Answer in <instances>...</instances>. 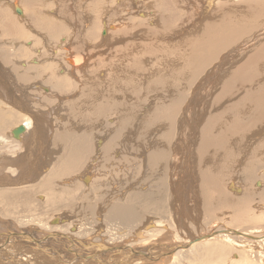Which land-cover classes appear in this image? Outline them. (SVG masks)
I'll use <instances>...</instances> for the list:
<instances>
[{"label":"rangeland","instance_id":"374dc122","mask_svg":"<svg viewBox=\"0 0 264 264\" xmlns=\"http://www.w3.org/2000/svg\"><path fill=\"white\" fill-rule=\"evenodd\" d=\"M208 2H211V3H208ZM9 3L11 6L9 5ZM212 4H214V5H212ZM244 4H245V0H37V1L36 0H0V13L2 14V16L0 14V16H1L0 17V38H1L0 39V41H1L0 42V77L3 78L4 82L6 81L5 84L7 83L10 86L11 90L13 91V95L16 98L23 99L20 101H22V103L25 104L24 105L25 108H19L18 109V106L13 104L11 100H6L5 97H3V96L0 97V122H1L0 123V143H1V145H0V157L2 158L4 156H10L11 151H9V150L11 149L12 145L16 146V143H18L17 145H22L23 148H26V145H28L27 141H24V140H26L25 136H27L28 133L23 134L21 136L20 140L14 139L10 133L11 130H13V128H16L17 126L20 125L19 123L23 122L22 120H24L25 116L27 117V115L29 118H32L36 121V127L38 130L46 128V129H49L50 132L52 131V133H51L52 135L50 134V136H49V134H48V137L46 136L47 137L46 140H44L45 137L41 136L42 135L41 132L38 131V134L36 135V139H33L31 141L32 143H30L31 145H29L27 147L32 152L35 150L33 154H35V152L37 150V152H36V154H37L36 163L43 162V165H44V163L46 162L45 163L46 166H45L44 170L47 169L49 165H51L52 163L55 162L54 160H56V157L59 155L58 152H60L59 148L55 149L54 147H52V144L50 143L51 139H52L51 136H53V134L55 135V133L56 134L60 133L66 129L67 131H69L75 135H86L90 139V146H89L90 151H88V153H86V156L84 157L83 161L80 163L79 166H82L83 168H85L83 171H85L87 169V173L89 174L90 179H88V181L84 184H83V182H80L81 179L77 176H80V175L84 174L85 172L82 173L83 171L81 172V170H78V169L74 170L71 174H69L65 177V180L69 181L70 186L69 185L68 186L73 191L71 196L67 197L68 200L74 199L73 200L74 203L80 204L81 201L76 202V199H75L77 194H79L81 192L83 193V191L85 189H86L85 191L88 190V192H89V193L85 194V200L88 201V203H90V205H92V210L95 213L91 214L92 216L90 215V220H88V222H86V223L89 225H93L92 227H93L94 231L101 229V231L104 233L105 229H104V227H102V223H101L102 216H103L104 210H106V208H108L113 202L117 203L120 201H126L129 198V195H131V194H135V193H139V192H145L148 190L154 191L158 186H160V188L163 190V192L165 191V193L167 195V197L165 198L166 199L165 207H163L161 209V211L162 212L166 211V213L164 212L163 214L166 215L167 218L169 215L170 219L172 220V222L174 223V225L176 227V223L174 220H175V216H177V214L174 210H176V208H178L179 206L174 207L172 204L174 202L173 192L175 190L176 184H178V181H179L178 179L180 177V173H182L181 165L184 166V164L186 162V158H187L188 162L190 159V162L188 163V166L190 168V175H192L194 182L196 181L194 184V188H193L194 193L199 196L201 194V190L204 189L202 187V185L199 184V166H198V161H197V156H196L197 155V149H196V144L193 145L194 142L192 143V141L194 140V137L187 135L185 138V134H187L188 128L186 129V128H183V126H179V125H181V123L179 124V122H180V119L182 121L183 117L188 115L189 110H188V108H186L188 101H191L192 97H194V96H195L194 100H195V98H199L198 92L196 94V91H195V89L193 90V88H196V86H198V83L203 78L202 77L203 73H205L206 71H209V70L213 71V67L215 68L214 73H216L217 72L216 70H218V69H216V68H218L217 65L221 62V59L216 60V61L213 60L212 64L210 63V65H207L205 69L201 70V72H200V73H202L201 75L200 74L196 75V73H195L194 74L195 76H193V72L191 70L192 66L188 64V62H189L188 59L191 58L190 54L192 52L191 50L193 49L191 47L192 45L190 46L189 43L190 44L193 43V41H195L197 37L200 38L204 27L207 26L206 24L210 25V24L220 23V21L224 17H225V19H227L228 17L229 18L232 17L231 20L234 21L235 19H237L240 16H245L247 12H246V5H244ZM5 5H7V6H5ZM13 5H14V7H18L20 5L24 10V16L23 15L19 16L21 14H19V15L16 14L14 12V7L12 8ZM208 6H209V8H208ZM260 9H262V10L260 11L261 15L259 16V19L257 22L258 24L256 23V25L250 30V32L247 35H245V36L242 35L241 37H239L234 42L233 45L229 46L227 49H225L223 51L224 53L223 52H222V54L220 53L219 57H221V56L223 57L226 55L227 58L225 59L226 61L223 63L224 65L222 64V67H220V69L218 71L219 74L215 75L216 78L219 77L218 81L214 80V82L212 83L213 88L210 87L211 90L212 91L214 90V91L213 92L209 91L207 93V95L205 96V97L210 96L208 100L211 99L212 94L214 95L216 93L218 95L221 92L222 86L225 84L224 81H225L226 76H227L224 74H226V72L229 73L230 71L232 73H234L237 70V68L240 66V64H243V62H240V61H243L245 59V57H247L246 59H248V57H251L253 52L258 49V46L264 44L263 43L264 39L259 38V36L264 37V32H262V31H264L263 30L264 24L262 25V23L264 22V6L260 7ZM212 11L214 14H212ZM33 12H34V14H33ZM59 14H61V15H59ZM34 15H36V16H34ZM65 15H66V18H65ZM206 16H207V18H206ZM255 17H257V16H255ZM66 19H67V21H66ZM247 20H248V18L246 19L245 17H243V20H241L240 22L238 21L237 23H240V27H245V25H246V28H247V26L249 25L248 24L249 22L247 23ZM63 21H65V22L62 23ZM75 22H76V24H75ZM3 23L5 25H3ZM36 23H38V24H36ZM52 24H54V25H52ZM190 24H193V25H190ZM199 24H201V25L199 26ZM59 25L63 26V28L65 27L64 30H62L63 28L59 27ZM74 26H76V27H74ZM198 26L200 29L196 28ZM188 27H190V28L188 29ZM60 29H61V32H60ZM65 29H67V30L65 31ZM259 29H261V30H259ZM55 30L59 31V34H57L59 38L57 36L55 37V35H54ZM68 30H69V32H68ZM58 31H57V33H58ZM111 31H113L114 33ZM118 31L120 32V34H118ZM188 31H190V32H188ZM257 31H259V32H257ZM52 32H54V33H52ZM124 32H126V33H124ZM139 32H141V33H139ZM147 32H149V33H147ZM260 32L262 34H259ZM74 33H75V35H72ZM76 33H78V34H76ZM179 33H180L181 38L179 37ZM149 34H151L152 37ZM66 36H68V37H66ZM76 36H78V38ZM60 38H62V39H60ZM247 38H248V40H247ZM257 38H259V41ZM63 39L64 40L66 39V40L64 41ZM68 39L70 42L71 41L73 42V43L71 42V44H73L74 46H72V45H70V43H68L69 42V41H67ZM242 39H244V40H242ZM260 40L261 41L263 40V41L261 42ZM83 41H84V43H83ZM29 42H30V44H29ZM245 43H247V44H245ZM63 44H64V46L62 48ZM66 44H68L67 47H66ZM116 44H117V46H115ZM139 45H141V46H139ZM187 45H188V48H187ZM131 46H133V47H131ZM33 47L35 50L33 49ZM66 48L68 49V51ZM91 48H94V49H91ZM134 48H136V49H134ZM254 48H256V49H254ZM188 49H191V50H188ZM1 50H3V51H1ZM2 52H5V53L7 52V53L4 54L5 56H3ZM62 53H64V55ZM54 54H55V56H53L54 57L53 58L52 55H54ZM100 54L103 57L97 58L96 55L98 57H100ZM185 54H187L188 56ZM18 55H20V57H18ZM93 55H95V56H93ZM117 56L119 59H122V60H120V62L118 61L119 59L116 58ZM121 56H124L126 58H123ZM40 57L42 59H38ZM43 57H45L46 59ZM61 57L62 58L64 57V58L62 59ZM68 57H70L71 59H73V58L77 59L79 57L81 60L79 65L81 67L77 66L78 67L77 69H81V70L78 71L75 69V71H73L70 68L71 65H68V64L66 65V58H68ZM87 58H88V60H87ZM180 58H181V60H180ZM44 59H45V61H44ZM58 59H60V60H58ZM83 59H84V61L82 62ZM182 59H183V61H182ZM246 59L244 60V62L246 61ZM41 60H43V61L41 63H38ZM96 60L98 61L97 62L98 66H97V64L92 65V64L96 63ZM31 61H36L37 64L32 66ZM49 61H50V63H49ZM108 61H109V63H108ZM133 61H134V63H133ZM160 61H161V63H160ZM46 62H48V63H46ZM121 62H123V63H121ZM99 63L101 65H99ZM132 63H133V65H132ZM176 63H177V65H176ZM213 63H216V64L213 65ZM48 64H51V65H49V67H47ZM87 64H88V66H87ZM104 64H106V65H104ZM174 64H175V66H174ZM236 64H238V65H236ZM260 64L262 67H260V65L257 64L255 66L250 67L249 68L250 70L249 69L246 70L245 73H247L246 75H248V73H249L250 78L253 76H257L256 79L258 80V82H261L260 84L262 85V83L264 84V81L262 82V80H264V59L260 61ZM59 65L60 66L62 65L61 66L62 68ZM51 66L55 69H52V71L47 70L44 72L45 73L49 72L48 73L49 75L55 74V75H57V77L61 76L63 78H67V86L61 88L62 89L61 93H59L57 91H56V94L52 93L55 91L51 92L50 86H48V85L45 86L46 84L41 81L42 79L40 77V74H39L40 78L37 80L30 79L31 80L30 81L28 79V83L26 85H21V84L17 83L18 78L23 77V76H25V74H27L25 72L29 71L28 75L30 73L32 75L35 72H38L37 70L35 71L32 69H38L41 67L42 68L47 67L48 69H51ZM67 66L69 68H67ZM105 66H107L108 68L107 67L105 68ZM112 66H114L116 69ZM85 67H86V69H85ZM109 67H110V69H109ZM22 68H24V69H22ZM64 68H67L68 70H66ZM87 68H89V69H87ZM95 68H97V69H95ZM179 69H181V70L179 71ZM101 70H103V71H101ZM76 71H78L79 73L78 72L75 73ZM188 71H190V72H188ZM178 72H181V73L178 74ZM82 73L84 75H82ZM85 73L87 76L85 75ZM88 73H90V74H88ZM64 74H66V75H64ZM117 74H119V76ZM69 75H73V76H69ZM92 75H94V77ZM101 75H102V77H101ZM126 75H128L129 78ZM188 75L191 78L189 80H188V78H189ZM68 76L72 77L71 78L72 80H70V78ZM124 77L127 79L125 80ZM131 77H132V79H131ZM73 78L75 79L74 83L71 82V81H74ZM120 78L123 80V82ZM174 78H176V79H174ZM177 78L180 79L179 81L181 83H179ZM182 78H184V79H182ZM195 78H196V80H195ZM117 79H119V82L116 81ZM154 79L155 80L157 79V80L155 81ZM81 80H82V82H81ZM113 80H115V81L113 82ZM174 80L177 84L174 82ZM191 80H193V81H191ZM76 81H77V83H76ZM99 81H101V82H99ZM109 81H110V83H108ZM115 82H116V84H115ZM192 82H193V84H192ZM215 82H216V84H214ZM75 83H76V85H75ZM95 83H97V84H95ZM107 84H109L108 88H107ZM179 84H181L182 87ZM33 85H35V86H33ZM69 85L70 86L72 85V87L69 88ZM82 85H84V86H82ZM105 85H106V88H105ZM175 85H176V87H175ZM177 85L179 87H177ZM76 86H77V89H76ZM85 86H87V87H85ZM88 86H92V87H88ZM170 86H171V88H170ZM214 86H215V88H214ZM102 87H104V88H102ZM219 87H221V88H219ZM251 87H252V85L250 86V84H248V85H246L245 88H248L250 90ZM31 88L34 89L33 90L34 93H32ZM65 88L68 89V92L66 91ZM180 88H182V89H180ZM188 88H189V90H188ZM45 89L48 91H45ZM73 89L74 90L76 89V90L74 91ZM170 89L172 91H170ZM252 89H253V87H252ZM39 90H41V91H39ZM108 90H110V91L113 90V91L108 92ZM176 90H177V92H176ZM182 90L184 93L182 92ZM38 91H39V93H37ZM243 91H244V89L242 91L234 94V96L229 97V98H231V100H229V98H228L227 99V100H229L228 103L234 102V104H235L236 101L238 100L237 97H241V94L243 93ZM69 92H70V95H68ZM77 92H78V94H77ZM107 92H108V94H106ZM128 92L130 94H128ZM200 92L202 93V91H200ZM72 93H75L77 95H74V94L71 95ZM35 94H38V95H35ZM110 94H111V96H110ZM113 94H115V95H113ZM79 95H81V96L84 95V96L81 99ZM85 95H87V96H85ZM179 95L180 96L183 95L184 97L181 96L178 98ZM185 96L188 100H185L184 101L185 103H184L182 101L185 99ZM56 97H57V99H56ZM76 97H78V98H76ZM89 98H91V99H89ZM54 99H56V100H54ZM40 100H42V101H40ZM64 100H66V101H64ZM74 100H75L76 105L74 104ZM92 100H93V102H91ZM99 100H101V101L99 102ZM46 101L48 104L45 103ZM49 101H51V103H49ZM55 101H56V103H55ZM96 101L98 103H96ZM104 101H105V103H103ZM168 101H170L172 104ZM180 102H181V104L184 103V105H181ZM196 102L197 101H195V103ZM95 103H96V105H95ZM168 103H170V105ZM59 104H60V106H59ZM69 104H71V105H69ZM48 105H50V106H48ZM90 105L92 107L94 105V108H91ZM39 106H40V108L41 107H43V108L40 109ZM102 106L105 110L107 109L106 112H104L105 110L100 114H98V112H95V110H97L95 108H97V107L101 108ZM198 106H199V104H197L194 108H192L190 110L192 115L194 112H200L201 111L199 109L200 107L198 108ZM32 107H33V109H32ZM34 107L35 108L37 107L38 109L37 108L35 109ZM59 107H61V109ZM67 107L69 109H67ZM75 107L80 108V110H78V108H75ZM172 107H174V109H176V108L177 109L174 111ZM100 108H98L97 111H100ZM214 109H215V107H214ZM31 110L37 111V112H33V113H35V115L32 113ZM154 110H155L156 114L155 113L153 114ZM166 110H167V112H166ZM3 111H6V112H3ZM63 111L65 113H63ZM208 111L214 112L212 108H210V110H208ZM216 112H220V111L217 110ZM23 113H24V115H23ZM36 113H39V114L37 115ZM157 113H159V114H157ZM97 114L100 115V117H98ZM150 114H153L152 116H154V118H155L154 124L151 122V120L154 121V119L149 118ZM20 115H22V116L20 117ZM71 115H73L74 117ZM167 115H168L169 119H171V120H169L167 118ZM172 115H174V117ZM63 117L65 120L66 119L67 120L65 121L63 119ZM160 117H161V119H160ZM45 118L47 120V121L45 120L46 122H48L50 120L49 121V123H51V124H49L50 127H49V125H47L48 123H46L44 121ZM71 118L73 119V121L71 120ZM164 118L165 119L167 118L166 119L167 121L164 120ZM12 119H14V120H12ZM203 121H205V120H203ZM160 122H162V124H164L163 127H162V124H160ZM172 122H173V124L174 123L175 124L174 125L171 124ZM65 125H68V126H65ZM148 125H151V126L148 127ZM257 126H258L257 127L258 129L255 128L256 129L255 132L261 133L259 139H258V137L256 138V136L252 137V135L248 134V136L245 137L247 142H246V140H245V142L243 140L242 144L240 145L239 150L241 151V153L238 150V153L235 157H231L228 160H226L230 164H228L227 162H223L224 165H226V168L223 169V175L220 178V181L222 184V187H221L222 193L226 197L233 199L234 204H236L235 201L239 200L240 202H242L243 200H245L243 197H246V199L248 200V201L245 200L244 202H242V203H246V206H245L243 212H241V213H243L242 215H243L244 219L239 221L238 230L242 231V232L246 231L247 233L251 232L250 234H252L253 232H254L253 234H255L258 231H261V233L264 232V200H262L259 197V194L262 191H264V173H263L264 172V153H263L264 152V150H263V148H264V139H263L264 136H262V134L264 135V130H260V129H264V122H263V124H257ZM177 127L179 129H177ZM199 127H201V126H199ZM199 127L197 128L198 131H199ZM255 129H253L252 131H254ZM173 130L175 133L173 132ZM168 131H170V133H168ZM166 132L168 133V136H167ZM215 132H217V130H215ZM39 133H40V135H39ZM180 133H182V135H180ZM176 135H178V136H176ZM172 136H174V137L172 138ZM162 137H164L163 138L164 141H163ZM167 137H168V139H167ZM176 139L181 141V142L177 141L178 145L180 146V144H181V146L180 147L178 145H176V146H178L182 150L186 146L185 151H182V150L178 151V149H179L178 147H177V149L174 148L175 144H177ZM248 139H250L251 141ZM98 140H101V144H100L101 146H99V147H97L98 146L97 145ZM110 140L112 142L115 141L114 143H112L114 146L112 145V147H110V149L108 147L104 151L106 144ZM160 140H161V142H160ZM167 141H168V144H167ZM183 141H184V143H183ZM254 142L255 143L260 142L261 148H262V146H263V148L261 150H258V151L253 150V149L257 148V147L255 148V146L253 148ZM23 143H25V144H23ZM38 143H40V144L38 145ZM161 143H163V144L161 145ZM171 145H173L172 146L173 148L171 147ZM6 146H7V148H6ZM14 146H13V148H15ZM33 146H34V149H33ZM246 146H248V147H246ZM39 147H40V149H38ZM45 147H47V148L45 149ZM232 147L233 146H230L228 149V151L230 153L231 152L234 153L236 150H233V149L237 148L236 146L233 148ZM241 147H243L244 149ZM174 150H175V153H171V152H174ZM46 151H48V152H46ZM176 152H177V154L179 152L182 154L179 153L177 156ZM114 154L116 155V157ZM169 154H170V156H172L171 158H170V156H168ZM190 154H191V156H189ZM174 155H176V156H174ZM192 155H193V157H192ZM246 156L251 157L255 162V168L253 170L255 175L252 178H250V180L247 176H245V173H244V171H245L244 167L246 164V160L249 159ZM123 157H125V158H123ZM154 157H156V159ZM174 157H177L178 160L177 159L174 160ZM113 159H114V162H113ZM120 159L123 161H121ZM48 160H49V162H48ZM61 161H62V159H60V163H61ZM191 161H193V162H191ZM231 161H234V162H231ZM206 164H208V162ZM206 166H208V165H206ZM202 169H204V167ZM219 169H220V167L218 166V170ZM5 174H7V173H5ZM42 175L45 176V171H43V170L39 171V175H37L38 179H42L44 177V176L42 177ZM13 176H14V178H17V175H13ZM67 177H69V178H67ZM33 181H34V184L36 182H38V180H33ZM33 181H29L27 185H33ZM61 181L63 183V180H61ZM72 181H73V183H72ZM256 181H259L261 184L259 186H257ZM70 182H71V184H70ZM229 185H234L236 187L241 188L242 192L239 193L238 191H236V193H234L233 191H230ZM9 186L5 185V186H1V187H4V189H5L6 187H9ZM81 186H82V188H81ZM83 186L85 188H83ZM79 187L81 188V192H79V190H77V188H79ZM2 191H5V190H2ZM27 192L30 196V200L32 202L33 208L37 209V208L42 207L46 210L53 208L54 212L53 211H51V212L47 211L48 213L50 212L49 213L50 216L48 215L47 212H45V214H44L45 216L43 218V221L45 223H47L48 225H49V219H47V218L51 217V216H53V217H58V216L60 217L61 216L64 219H69V220L72 219L73 220L72 217H69L72 215L68 214V212L66 211L67 209L65 210V203H61L59 206H48L45 204L47 202L46 200L48 198L46 196L47 192L37 193V189H35V188H28ZM21 193H25V192L22 190ZM246 194H251L250 200L248 199V196H246ZM90 195H91V197H90ZM201 196H203V194H201ZM201 196L198 199L199 201H203V198ZM216 196H217V194H216ZM191 203H192V199L188 198V200L185 202V205L187 207H191L193 204V203L192 204ZM175 206H177V204H175ZM218 206L216 208L214 207V209H213L214 211L212 210L211 213L209 212V216L211 217V221H210L211 223H207V226H205L204 223L206 222V219H203L202 220L203 222L201 221L205 227L204 228L205 231L202 230L203 228L198 229V226H197L198 223H197V224H195V228L196 227L197 228L193 232L197 233V230H199L201 232L200 234H205L206 231H211L212 229H214L216 227L213 224H217V226L219 225L220 227H222L223 225L226 224V222L229 223L230 221L233 220V218H235L236 213L233 212L231 209H229V208L224 209L220 205H218ZM56 209H60L61 213L60 212L55 213ZM159 212L160 211H158L157 213H159ZM40 214H42V213H40ZM65 214H67L69 216L67 218H65L64 217ZM190 215H192V217L195 218V215L193 213H191ZM8 217L15 219V217H12V216H8ZM158 217L159 216H155L154 214L148 213V215L142 220V223L139 224L138 228L135 227L136 228L135 229L133 227L131 229V231L128 230L127 234H129V235L131 234V235L130 236L128 235L125 238H123L122 242H121V240H119L118 244L122 245L123 242H127L126 245H131L133 247L134 251H137V252L141 251L144 254H146L147 256L149 254L150 255L149 257H152L151 255L153 254L154 250H160V252H162V253H164L165 251L168 252L167 251L168 249L164 250L162 246L158 247L157 245L151 246V244H150L151 242H149V241L146 242L145 240H139L137 235L136 236L134 235V234H137L134 231H137V229H140L142 227V225H144V224L146 226H144L143 229L139 230L142 234V237L145 236V230L146 229H147L146 231H151V230H153V228L154 229L158 228L160 230V229L165 228L166 225L168 226V223H165V222H164L165 224L163 223L164 225L163 224L160 226L155 225L154 223L159 221ZM206 217H208V214H207V216L205 215V218ZM223 217L225 218V220ZM98 218H100V219H98ZM147 218L148 219L150 218L149 222H148ZM261 218L263 220H261ZM11 220L13 221V219H11ZM20 221L22 224L26 223V219L23 217H21ZM44 222H41V223H44ZM76 223L75 222L73 223L74 224L73 229L75 228V231L77 230V228H76L77 224ZM81 223H84V221L82 220ZM93 223L97 227H95V225ZM48 225H46V228L48 227ZM93 229H92V231H93ZM40 230H43L42 232L45 231L44 225H43V228ZM179 231H180V229H179ZM45 233H47V232H45ZM183 235L187 236V233L183 229H181L179 236L182 238ZM6 238L7 237L0 235V239L2 241L5 240ZM110 238L109 237L104 238V239H106L104 241V244H107L108 247H109V245L111 246L112 244H114V242H113L114 240L112 241V240H110ZM126 238H129V239L126 240ZM124 239H125V241H124ZM146 239H148V238H146ZM158 239L159 240L162 239L163 241H167V240L163 239V235H159ZM167 242H169V241H167ZM8 243H10V241H8ZM11 244H12V246L16 245L13 242H11ZM179 244H181V243H179ZM0 245H1V242H0ZM167 246H169V245H167ZM20 247H16L12 253L22 255L25 257H31V255L25 254L24 248H20ZM145 249H147V250H145ZM255 250H253L251 253H248V252L243 253L241 248H235L232 251V253H234L240 257L238 260L235 261L234 259H231V257H232L231 252L227 253L226 255L223 256V258L222 257L221 258L225 259L223 261H226V260L228 262L230 261L229 262L230 264H246V262L248 264H258V263L264 264V262H263L264 256L261 253H260V255H261L260 256L258 253L255 252ZM66 251L67 250H65L63 254H60V257L62 255L68 256L69 253H67ZM93 251L94 250H92V249L90 251L88 249L86 251L84 250V252H86L85 254H88V253L93 252ZM183 251H186V250H183ZM79 252H81V254H83L82 251H79ZM238 252L239 253L241 252V253L239 254ZM110 253H112V252H110ZM105 255L106 254H103L102 256H105ZM110 255H111V258H113L112 254H110ZM242 255H244L246 257H244ZM225 256L226 257L228 256V259ZM221 258H220V260H221ZM75 259H76L75 261L78 262V258H75ZM132 259H134V262H132L133 264H138V263L139 264H142V263L143 264H153L154 263L153 259L151 261H149V263H148L145 256L142 257V256L136 255V256H134V258L132 257ZM246 259H248V261H245ZM62 260L65 261V259H63V258H62ZM52 261L53 260H51V262ZM137 261H140V262L136 263ZM228 262H227V264H229ZM223 263L224 262H221V264H223ZM52 264H58V263H52Z\"/></svg>","mask_w":264,"mask_h":264},{"label":"bare ground","instance_id":"6f19581e","mask_svg":"<svg viewBox=\"0 0 264 264\" xmlns=\"http://www.w3.org/2000/svg\"><path fill=\"white\" fill-rule=\"evenodd\" d=\"M211 2H208V3H211ZM7 5H5V6H7ZM9 5H10V3H9ZM14 5L12 6V8L14 7ZM212 5H214V4H212ZM244 5H246V12H247L245 16L238 17L237 19H235L236 21L235 20L232 21L231 20L232 17L231 18L228 17L227 19H225V17H224L220 21V23L210 24V25L206 24L207 26L204 27L200 38L197 37L198 38L197 39L195 37L196 40L194 39L195 41H193V43H191V44L189 43L190 46L192 45L191 47L193 49L192 50L191 49H188V50H191L192 51L191 54H190L191 58L188 59L189 60L188 64L192 66V69L191 70L193 72V76H195L194 75L195 73H196V75L197 74L198 75L199 74L201 75L202 74V73H200L201 70L205 69L207 65H210V63L212 64L213 60L216 61V60L221 59V62L219 61L220 63L217 65L218 68H216V69H218V70H216L217 71L216 73H214L215 72L214 71L215 70L214 67H213V71L209 70V71H206L205 73H203V76H202L203 78L200 80L199 83L197 82L198 83V86H196V88H193V90L195 89L196 94L198 92L199 98H195V100H194V97H195L194 96V97H192V100L191 101H188V104L186 106V108H188V110H189L188 111V115H186L187 114L186 113L185 114L186 116L183 117L182 121L180 119V122H179V124L181 123V125H179V126H183V128H186V129L188 128L187 129L188 132H187V134H185V138H186L187 135H189L191 137H194V140L192 139L193 140L192 143L194 142L193 145L196 144V149H197V155L196 156H197V161H198V166H199V184L202 185V187L204 189L201 190V194H203V196H201V194L198 196V195H196L194 193V189L193 188H194V184H195L196 181L194 182L192 175H190V168L188 166V163L190 162V159H189V162H188L187 161V158H186V162H185L184 166L181 165L182 173H180V177L178 179L179 180L178 181V184H176L175 190L173 192V196H174V199L173 200H174V202L172 204H173L174 207H178L179 206L178 208H176V210H174L176 212V214H177V216H175V220H174L175 223H176V227H175L174 223L172 222V220L170 219V216L168 215V218H167L166 215L163 214L164 212L166 213V211H163V212L161 211V209L163 207H165V203H166V199L165 198L167 197V195H166L165 191L163 192V190L160 188V186H158V187L156 186L157 188L154 191L148 190V191H145V192H139V193L131 194V195H129V198L126 201H120V202H117V203H114L113 202L109 207L107 206L108 208H106V210H104V213H103V216H102V221H101L102 227H104L105 232L103 233L101 231V229H98L97 231H94V229L92 227L93 225H89V224L86 223V222H88V220H90V215L95 213L92 210V205H90V203H88V201L85 200V194L86 193H89L88 190L85 191L86 190L85 189L83 191V193H82L81 192L82 186H81V188L80 187L77 188V190H79V192H81V193L77 194V196H76L75 199H76V202L77 201H81V203L80 204L74 203V201H73L74 199L73 200H68L67 199L68 196L69 197L71 196V194H72L73 191L69 187L70 186L69 185V181L68 180H65V177L67 175L71 174L74 170L78 169V170H81V172H82L85 169V168H83L82 166H79V165L83 161L84 157L86 156V153H88V151H90L89 150V148H90L89 147L90 146V139H89V137L86 136V135H75V134L67 131L66 129L63 130L60 133H57V134L55 133V135L53 134V136H51L52 139H51V142L50 143L52 144V147H54L55 149L56 148H59L60 149V152H58L59 155L56 157V160H54L55 162L52 163L51 165H49L48 168L44 170V168L46 166L45 165L46 162L44 163V165H43V162L36 163V157H37L36 152H37V150H36L35 154H33L35 150L32 152L27 147L29 145H31L30 143H32L31 141L33 139H36V135L38 134V131L41 132V134H42L41 136L42 137H45L44 140H46V138L48 137V134L50 136V134L52 133V131L50 132V130L49 129H46V128L45 129H39L38 130L37 127H36V121L34 119H32V118H29L28 115H27V117L25 116V119L22 120L23 122L19 123L20 125L17 126V127L23 126L24 132L20 133L18 135V138H16V139L17 140H20L21 139V136L23 134L28 133V135L25 136L26 140H24V141H27V144L28 145H26V148H23L22 145H17L18 143H16V146L12 145L11 149L9 148L10 149L9 151H11V155L10 156H4L2 158L0 157L2 159V160L0 159V235L1 236L3 235L5 237H7L3 241L0 239V242H1V245H0V264H52V263H58V264H64V263L65 264H133L132 262H134V259H132V257L134 258V256H136V255L137 256H142V257L145 256L148 263H149V261H151L153 259V262H154L153 264H221V262H224L223 264H227L228 261L227 260L226 261H223L225 259H222V258L227 253H230V252L232 253V251L235 248H241L243 253L244 252L251 253L253 250L256 249L255 250L256 253H258L259 255L261 253L264 256V232L261 233V231H258L255 234H253L254 232L252 234H250L251 232L250 233H247L246 231L245 232H242V231H239L238 230V223H239V221H241V220L244 219V217L242 215L243 213H241V212H243V210H244V208L246 206V203H242L245 200H247L246 197H243L242 196L245 200H243L242 202H240L239 200L238 201H235L236 204H234V200L233 199H230V198L226 197L222 193V188H221L222 187V184H221V181H220V178L223 175V169L226 168V165H224L223 162H227L226 160H228L231 157H235L237 155L238 150L240 149V145L242 144V141L244 140V142H245V140H246L245 137L248 136V134H249V135H252V137L253 136L254 137L256 136V138L258 137V139H259V137L261 135L260 132H255L256 131L255 128L258 127L257 124H263V122H264V84L262 83V85H261L260 84L261 82H258V80L256 79L257 76H253V77L250 78L249 73H248V75H246L247 73H245V71L248 70L250 67L255 66L257 64H259L260 67H262L261 64H260V61L264 59V44L263 45H259L258 46V49L253 52V54L251 55V57H248V59H246L247 57H245V59H246L245 62H244L245 59L244 60L242 59L243 61H240V62H243V64H240V66L237 68V70L234 73H232L230 71L229 73L226 72V74H224V75H227L226 76V79L224 81L225 84L222 86L221 92L220 93L218 92L219 93L218 95L216 93L214 95L212 94L210 100H208L210 96L205 97L209 91L210 92L212 91L210 87L213 88L212 83L214 82V80L215 81H218V78L219 77L216 78L215 75H218L219 74L218 71H219L220 67H222V64L226 61L225 59L227 58V56L226 55L223 56V57L221 56L222 57L221 58V57H219L220 53L222 54V52L225 49H227L229 46L233 45L234 42L239 37H241L242 35H244V36L247 35L250 32V30L256 25V23L258 22L259 16L261 15V12L260 11L262 9H260V7L264 6V0H245V4ZM16 8L19 9V11L21 13V15H19V14L18 15L19 16H22V15L24 16V10H23V8L19 5L18 7H14V11H15ZM208 8H209V6H208ZM33 14H34V12H33ZM212 14H214L213 11H212ZM59 15H61V14H59ZM1 16H2V14H1ZM34 16H36V15H34ZM255 16H257L258 18L255 17ZM243 17H245L246 19L248 18L247 23L249 22L248 23L249 25L247 26V28H246V25H245V27H240V23H237L238 21L240 22L241 20H243ZM65 18H66V15H65ZM206 18H207V16H206ZM66 21H67V19H66ZM64 22L65 21H63L62 23H64ZM36 24H38V23H36ZM75 24H76V22H75ZM263 24H264V22L262 23V25ZM3 25H5V24L3 23ZM52 25H54V24H52ZM190 25H193V24H190ZM200 25L201 24H199V26ZM199 26L196 27V28H199ZM59 27H62L63 28V26H60V25H59ZM74 27H76V26H74ZM64 28L62 30H64ZM189 28L190 27H188V29ZM61 29H60V32H61ZM67 29H65V31ZM69 30H68V32H69ZM259 30H261V29H259ZM57 31L55 30V34H54L55 37L56 36L58 37L57 34H59V31H58V33H57ZM111 32H113V31H111ZM188 32H190V31H188ZM257 32H259V31H257ZM262 32H264V31H262ZM52 33H54V32H52ZM124 33H126V32H124ZM139 33H141V32H139ZM147 33H149V32H147ZM76 34H78V33H76ZM118 34H120L119 31H118ZM259 34H262V33L260 32ZM72 35H75V33L72 34ZM149 35L152 37L151 34H149ZM66 37H68V36H66ZM76 37L78 38V36H76ZM179 37H180V33H179ZM259 38H263L264 39V37H260V36H259ZM259 38H257L258 41H259ZM60 39H62V38H60ZM242 40H244V39H242ZM247 40H248V38H247ZM67 41H69V39ZM71 42L69 41L68 43H70V45L74 46L73 44H71ZM83 43H84V41H83ZM263 43H264V41H263ZM29 44H30V42H29ZM64 44L62 45V48H63ZM245 44H247V43H245ZM67 45L68 44H66V47H67ZM115 46H117V44ZM139 46H141V45H139ZM131 47H133V46H131ZM187 48H188V45H187ZM33 49H34V47H33ZM91 49H94V48H91ZM134 49H136V48H134ZM254 49H256V48H254ZM1 51H3V50H1ZM67 51H68V49H67ZM6 53L5 52H2V55L5 56L4 54H6ZM55 54L52 55V57L55 56ZM62 54L64 55V53H62ZM185 55H187V54H185ZM93 56H95V55H93ZM18 57H20V55H18ZM96 57L97 58H101L103 56H101V54H100V57H98L97 55H96ZM121 57L126 58L124 56H121ZM43 58H45V57H43ZM88 58H87V60H88ZM116 58H118V56ZM38 59H42V58L40 57ZM45 59H44V61H45ZM58 60H60V59H58ZM120 60H122V59H119L118 61L120 62ZM180 60H181V58H180ZM42 61L43 60L39 61L38 63H41ZM80 61L81 60H80L79 57L77 59H74V58L71 59L70 57H68V58H66V65L67 64L68 65H71L70 68L73 71H75V69L79 71L81 69H77L78 68L77 66H80L79 65ZM83 61H84V59L82 60V62ZM109 61H108V63H109ZM161 61H160V63H161ZM182 61H183V59H182ZM97 62L98 61L96 60V63L95 64H92V65H96L97 64V66H98V63ZM46 63H48V62H46ZM49 63H50V61H49ZM121 63H123V62H121ZM133 63H134V61H133ZM133 63H132V65H133ZM31 64H32V66H34L35 64H37V62L36 61H31ZM214 64H216V63H213V65ZM238 64H236V65H238ZM49 65H51V64H48L47 67H49ZM99 65H101V64L99 63ZM104 65H106V64H104ZM176 65H177V63H176ZM87 66H88V64H87ZM174 66H175V64H174ZM47 67L46 68L45 67L44 68L41 67V68H38V69H32V70H35V71L37 70L38 71V72H35L32 75H31V73L28 75V72L29 71L28 72H25L27 74H25V76L22 75L23 77L18 78L17 83H19L21 85H26L28 83V79L29 80L30 79L37 80V79H39L41 77L42 80L41 79L40 80L46 84V85L45 84L44 85L45 86H47V85L50 86L51 92L52 91H55V92H52V93H55L56 94V91L59 92V93H61L62 92L61 91L62 90L61 88L67 86V78H63L61 76H58L57 77V75H55V74L49 75L48 74L49 72L48 73H45L44 71H47V70H51L52 71V69H55L52 66H51V69H48ZM106 67L107 66H105V68ZM112 67H114V66H112ZM67 68H69V67L67 66ZM67 68H64V69L68 70ZM89 68H87V69H89ZM22 69H24V68H22ZM85 69H86V67H85ZM95 69H97V68H95ZM109 69H110V67H109ZM180 70L181 69H179V71ZM78 71H76L75 73H77ZM101 71H103V70H101ZM190 71H188V72H190ZM179 73H181V72H178V74ZM39 74H40V77H39ZM88 74H90V73H88ZM64 75H66V74H64ZM82 75H84V74L82 73ZM85 75H86V73H85ZM117 75L119 76V74H117ZM69 76H73V75H69ZM92 76L94 77V75H92ZM126 76L128 77V75H126ZM101 77H102V75H101ZM69 78H70V80H72L71 79L72 77H69ZM196 78H195V80H196ZM126 79L127 78H125V80ZM131 79H132V77H131ZM174 79H176V78H174ZM182 79H184V78H182ZM189 79H191L190 76H189L188 80ZM73 80L74 81H71V82L74 83L75 82V79L73 78ZM82 80H81V82H82ZM179 80L180 79H178V81ZM114 81L115 80H113V82ZM116 81L119 82V79H117ZM191 81H193V80H191ZM263 81L264 80H262V82ZM5 82H4L3 78L0 77V97L3 96V97H5L6 100H11L13 104H15V105L18 106V109L19 108H25V106H24L25 104H23L22 101H20V100H23V99L16 98L13 95V91L11 90L10 86L7 83L5 84ZM99 82H101V81H99ZM122 82H123V80H122ZM174 82H175V80H174ZM76 83H77V81H76ZM76 83H75V85H76ZM108 83H110V81ZM179 83H181V82L179 81ZM95 84H97V83H95ZM115 84H116V82H115ZM192 84H193V82H192ZM214 84H216V82ZM248 84H250V86L252 85L253 89H252V87H251L250 90L248 88H245L246 85H248ZM72 85L71 86L69 85V88L72 87ZM108 85L109 84H107V88H108ZM179 85H181V84H179ZM33 86H35V85H33ZM82 86H84V85H82ZM85 87H87V86H85ZM88 87H92V86H88ZM175 87H176V85H175ZM177 87H179V86L177 85ZM181 87H182V85H181ZM102 88H104V87H102ZM105 88H106V85H105ZM170 88H171V86H170ZM189 88H188V90H189ZM214 88H215V86H214ZM219 88H221V87H219ZM76 89H77V86H76ZM180 89H182V88H180ZM243 89H244L243 93L242 92H241L242 94L240 93L241 94V97H237L238 100L236 101L235 104H234V102L233 103H230V102L228 103V101L231 100V98H229V97L234 96V94L242 91ZM33 90L34 89H32V93H34ZM39 91H41V90H39ZM39 91L37 93H39ZM45 91H48V90L45 89ZM66 91L68 92V89H66ZM109 91L110 90H108V92ZM111 91H113V90H111ZM170 91H172V90L170 89ZM200 91H202V93ZM108 92L106 94H108ZM176 92H177V90H176ZM182 92H183V90H182ZM73 94L74 95H77L78 92H77V94L72 93L71 95H73ZM128 94H130V93L128 92ZM35 95H38V94H35ZM68 95H70V92H69ZM113 95H115V94H113ZM79 96L82 99L84 95L83 96L79 95ZM85 96H87V95H85ZM110 96H111V94H110ZM181 96H183V95H181ZM181 96L179 95L178 98L181 97ZM78 97H76V98H78ZM228 98H229V100H227ZM56 99H57V97H56ZM56 99H54V100H56ZM89 99H91V98H89ZM101 100H99V102ZM185 100H188L186 98V96H185V99L182 102H184ZM40 101H42V100H40ZM47 101L45 102L46 104H48ZM64 101H66V100H64ZM195 101H197V102L195 103ZM91 102H93V100ZM168 102H170V101H168ZM49 103H51V101H49ZM55 103H56V101H55ZM96 103H98V102L96 101ZM96 103H95V105H96ZM103 103H105V101ZM170 103H168V104L170 105ZM184 103L181 104V102H180L181 105H184ZM60 104H59V106H60ZM74 104L76 105L75 100H74ZM197 104H199L198 108L200 107L199 109L201 111L200 112H194L192 110L194 112L193 115H192V113L190 112V110L192 108H194ZM69 105H71V104H69ZM48 106H50V105H48ZM61 107H59V108L61 109ZM78 107H75V108H78ZM90 107L91 108H94V105H93V107L90 105ZM214 107H215V109H214ZM39 108H40V106H39ZM41 108H43V107H41ZM98 108H100V107H97L95 109L98 110ZM101 108H100V111L95 110V112H98V114L102 113L105 109L103 108V106ZM172 108H173L174 111L177 109V108L174 109V107H172ZM210 108H212L214 112L208 111V110H210ZM32 109H33V107H32ZM67 109H69V108L67 107ZM78 110H80V108H78ZM106 110L104 112H106ZM155 110H154L153 114L154 113L156 114ZM217 110H219L220 112H216ZM3 112H6V111H3ZM33 112H37V111H32V113ZM166 112H167V110H166ZM63 113H65V112L63 111ZM33 114L35 115V113H33ZM36 114L38 115L39 113H36ZM153 114H150V117L149 118H153L154 119V121L151 120V122L154 124L155 118H154V116H152ZM157 114H159V113H157ZM23 115H24V113H23ZM21 116L22 115H20V117ZM71 116H73V115H71ZM172 116L174 117V115H172ZM98 117H100V115H98ZM72 118H71V120L73 121ZM167 118L169 119L168 115H167ZM63 119H64V117H63ZM160 119H161V117H160ZM166 119L164 118V120H166ZM12 120H14V119H12ZM45 120H46V118L44 119V121ZM169 120H171V119H169ZM203 120H205V121H203ZM49 121L46 122V123H48L47 125L51 124V123H49ZM160 124H162V122H160ZM171 124H173V122ZM163 125L164 124H162V127H163ZM65 126H68V125H65ZM149 126H151V125H148V127ZM199 126H201V127H199ZM49 127H50V125H49ZM198 127H199V131L197 129ZM16 128H13V130L16 129ZM177 129H179V128L177 127ZM253 129H255V130L252 131ZM215 130H217V132H215ZM260 130H264V129H260ZM11 132H12V130H11ZM173 132H174V130H173ZM168 133H170V131H168ZM168 133H167V136H168ZM39 135H40V133H39ZM180 135H182V133H180ZM176 136H178V135H176ZM262 136H264V135L262 134ZM173 137L174 136H172V138ZM163 138L164 137H162V139ZM167 139H168V137H167ZM111 140L106 144L104 151L106 150V148L109 147V149H110V147H112V145H113L112 143L115 142L114 141L115 139L113 140L114 142H112ZM248 140H250V139H248ZM163 141H164V139H163ZM168 141H167V144H168ZM177 141L178 142H181L178 139H176V143L177 144H175V147H174L175 149H177V147L179 146ZM160 142H161V140H160ZM246 142H247V140H246ZM183 143H184V141H183ZM23 144H25V143H23ZM39 144L40 143H38V145ZM100 144H101V140H98L97 141V145H98L97 147L101 146ZM162 144L163 143H161V145ZM0 145H1V143H0ZM176 145H178V146H176ZM13 146L15 148H13ZM172 146L173 145H171V147ZM180 146H181V144H180ZM230 146H233V147L236 146L237 147V148L233 149V150H236L234 153H232V152L230 153L228 151V149H229ZM254 146H255V148L256 147L257 148L256 149H253V150H257V151L258 150H261L263 148V146L261 148L260 142H258V143H255L254 142L253 148H254ZM40 147L38 149H40ZM185 147H184L183 150L179 148L178 151L179 150L185 151ZM246 147H248V146H246ZM6 148H7V146H6ZM46 148L47 147H45V149ZM241 148H243V147H241ZM33 149H34V146H33ZM263 150H264V148H263ZM46 152H48V151H46ZM177 152H176V154H177ZM171 153H175V150H174V152H171ZM240 153H241V151H240ZM170 154L168 156H170ZM178 154H177V156H178ZM180 154H182V153H180ZM191 154L189 156H191ZM174 156H176V155H174ZM115 157H116V155H115ZM171 157L172 156H170V158ZM192 157H193V155H192ZM246 157H248V156H246ZM123 158H125V157H123ZM154 158L156 159V157H154ZM248 158L249 159L246 160V164H245V167H244V169H245L244 173H245V176H247L249 178V180H250V178H252L255 175L254 174V171H253L254 168H255V162H254V160L251 157H248ZM60 159H62L61 163H60ZM175 159H177V157H174V160ZM121 161H123V160H121ZM48 162H49V160H48ZM113 162H114V159H113ZM191 162H193V161H191ZM207 162H208V164H206ZM231 162H234V161H231ZM228 164H230V163H228ZM206 165H208V166H206ZM218 166L220 167L219 170H218ZM203 167H204V169H202ZM42 170L45 171V176L42 175V177L43 176L44 177L42 179H38V176L37 175H39V171H42ZM4 172L7 173V174H5ZM82 173H84V174H82ZM82 173H81L82 175L77 176V177H79L81 179V181L79 179L78 180L80 182H83V184H84V183H86L88 181V179H90L89 178L90 176L87 173V169L85 171H83ZM13 175H17V178H14ZM67 178H69V177H67ZM33 180H38V182H36L34 184V181ZM61 180H63V183H62ZM29 181H33V185H27ZM72 183H73V181H72ZM70 184H71V182H70ZM260 184L261 183L259 181H256V185L257 186H259ZM5 185H7V186L10 185V186L9 187H6L5 189H4V187H1V186H5ZM28 188H35V189H37V193L47 192L46 196L48 198L46 200L47 202L45 201L46 202L45 204L48 205V206H59L61 203H65V210L67 209L66 211L68 212V214L69 215H72V216H69V215L65 214L64 217L67 218L69 216V217H72L73 220L72 219L71 220L64 219L61 216L60 217L59 216L58 217H53V216L48 217L47 216L48 217L47 219H49V225L47 223H45L43 221V218L45 216L44 215L45 212H47V211H50L51 212V211H53V208H50V209H47V210L44 209V208H42V207L37 208V209L36 208H33L32 207V202L30 200V196H29V194L27 192V189ZM83 188H85V187L83 186ZM2 190H5V191H2ZM22 190L25 193H21ZM229 190L230 191H233L234 193H236V191H238L239 193L242 192L241 188L236 187L234 185H229ZM216 194H217V196H216ZM200 196L203 198V201H199L198 200ZM246 196H248V199L249 200L251 199L250 198L251 197V194H246ZM90 197H91V195H90ZM259 197L262 200H264V191H262L259 194ZM188 198H191L192 199V203L193 204L191 203L192 204L191 207H187L185 205V202L188 200ZM175 204H177V206H175ZM218 205H220L224 209L229 208L233 212H235L236 213L235 214V218L232 217L233 220L230 221L229 223L226 222V224L223 225L222 227H220L219 225L217 226V224H213L216 227L214 229H212L211 231H206L205 234H200L201 232L199 230H197V233L193 232L197 228V227L195 228V224H197V223H198V225H197L198 226V229H202L203 228L202 230H204L205 227L202 224V222H203L202 220L203 219H206V222L204 223L205 226H207V223H211L210 222L211 221V217L209 216V212L211 213L212 210L214 209V207L216 208ZM60 211H61L60 209H56L55 210V213H58ZM158 211H160V212L157 213ZM40 213H42V214H40ZM49 213H48V215H49ZM148 213L154 214L155 216H159L158 217V220L159 221H157L156 223H154L155 225L160 226L164 222L165 223H168V226L166 225L165 228L160 229V230L158 228L157 229H154L153 228V230H151V231H146L147 230L146 229L145 230V236L144 237H142V234H141V232L139 230L143 229V227L146 226L145 224L142 225V227L140 229H137V231H134L137 234H134L133 233L135 236L137 235V237H138L139 240H145L146 242L147 241L151 242L150 243L151 246L152 245H157L158 247L162 246L164 250L165 249H168L167 250L168 252L165 251L164 253L160 252V250H154L153 251V254L151 255L152 257H149L150 256L149 254L147 256L146 254H144L141 251H138V252L137 251H134L133 250V247L131 245H126L127 242H123L122 245L121 244H118V241L119 240H121V242H122V239L129 235V234H127L128 230L131 231V229L133 227L134 228L135 227L138 228L139 224L142 223V220L148 215ZM191 213H193L195 215V218H193L192 215H190ZM207 214H208V217L205 218V215L207 216ZM8 216L15 217V219L14 218H10ZM21 217H23V218L26 219V223L25 224H22L21 223V221H20ZM11 219H13V221ZM98 219H100V218H98ZM149 219H148V222H149ZM82 220L84 221V223H81ZM224 220H225V218H224ZM261 220H263V219L261 218ZM41 222H44V223H41ZM74 222L75 223L77 222L76 223L77 224V227H76L77 230L76 231H75V228L73 229V225H74L73 223ZM43 225H44V229H45L44 232H42L43 230H40V229L43 228ZM46 225H48L47 228H46ZM95 227H97V226L95 225ZM92 229H93V231H92ZM179 229H180V231H181V229H183L187 233V236L186 235L185 236L183 235V237L181 238L179 236V233H180ZM45 232H47V233H45ZM159 235H163V239L164 240H167L169 242L163 241L162 239L159 240L158 239V236ZM105 237H109V238L111 237L110 240H112V241L114 240L113 241L114 244H112L111 246L109 245V247L107 246V244H104V241L106 240V239H104ZM146 238H148V239H146ZM127 239H129V238H126V240ZM8 241H10V243H8ZM124 241H125V239H124ZM11 242L15 243L16 245L12 246ZM179 243H181V244H179ZM167 245H169V246H167ZM16 247L24 248L25 254L31 255V257H25V256H22V255H18V254L12 253L15 250ZM87 249L89 251L91 249L94 250V251L93 252H90L88 254H85L86 252H84V250L86 251ZM65 250H67L66 252L69 253L68 256L67 255H62L60 257V254H63ZM145 250H147V249H145ZM183 250H186V251H183ZM79 251H82L83 254H81V252H79ZM110 252H112V253H110ZM103 254H106V255L105 256H102ZM110 254H112L113 258H111V255ZM233 254L234 253H232L231 259H234L236 261V260H238L240 258L238 255H236V254L233 255ZM242 256H244V255H242ZM244 257H246V256H244ZM62 258L65 259V261H63ZM75 258H78V262L75 261L76 260ZM220 258H221V260H220ZM226 258L228 259V256ZM51 260H53V261L51 262ZM245 261H248V259H246ZM138 262H140V261H137L136 263H138ZM246 264H248V263L246 262Z\"/></svg>","mask_w":264,"mask_h":264},{"label":"water","instance_id":"95a60500","mask_svg":"<svg viewBox=\"0 0 264 264\" xmlns=\"http://www.w3.org/2000/svg\"><path fill=\"white\" fill-rule=\"evenodd\" d=\"M16 14H21L20 13V11H19V9H15V11H14ZM22 132H24V128H23V126H20V127H17L16 129H14V130H12V132H11V135H12V137L14 138V139H16V138H18V135L20 134V133H22Z\"/></svg>","mask_w":264,"mask_h":264}]
</instances>
